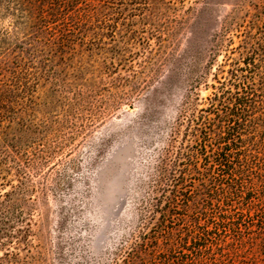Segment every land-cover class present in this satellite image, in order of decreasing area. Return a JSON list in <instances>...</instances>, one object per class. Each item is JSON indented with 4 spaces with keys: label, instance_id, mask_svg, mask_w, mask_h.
<instances>
[{
    "label": "rangeland",
    "instance_id": "obj_1",
    "mask_svg": "<svg viewBox=\"0 0 264 264\" xmlns=\"http://www.w3.org/2000/svg\"><path fill=\"white\" fill-rule=\"evenodd\" d=\"M17 2L0 0V38L15 35L20 46L0 56V88L15 84L10 71L24 76L13 95L40 144L20 158L43 189H30L20 258L116 264L141 225L149 180L168 174L167 160L189 140L187 104L205 106L245 43L264 35V0H72L57 38L32 47L13 25ZM68 28L70 39L58 41ZM40 156L50 157L37 169Z\"/></svg>",
    "mask_w": 264,
    "mask_h": 264
},
{
    "label": "trees",
    "instance_id": "obj_2",
    "mask_svg": "<svg viewBox=\"0 0 264 264\" xmlns=\"http://www.w3.org/2000/svg\"><path fill=\"white\" fill-rule=\"evenodd\" d=\"M69 1L17 2L13 25L26 30L24 45L32 47L44 34L56 39L57 19ZM250 38L254 42L245 43L230 77L206 105L187 104L189 140L167 160L170 172L149 180L138 208L141 225L116 264H264V35ZM14 39L0 38V56L20 47ZM7 63L0 60V68ZM15 71V84L7 79L0 88V264H28L19 251L31 232L35 199L29 192L43 190L20 158L24 146H39L40 139L32 140L29 131L36 127L26 119L25 104L14 99V86L24 78ZM49 157L33 165L40 169Z\"/></svg>",
    "mask_w": 264,
    "mask_h": 264
}]
</instances>
